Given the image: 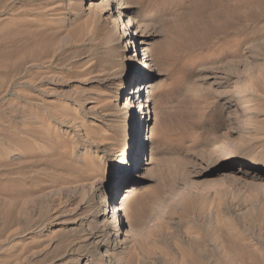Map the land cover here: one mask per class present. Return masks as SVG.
<instances>
[{
    "label": "bare ground",
    "instance_id": "1",
    "mask_svg": "<svg viewBox=\"0 0 264 264\" xmlns=\"http://www.w3.org/2000/svg\"><path fill=\"white\" fill-rule=\"evenodd\" d=\"M130 3L19 0L15 9L21 12L12 15L6 8L9 14L0 20L8 25L0 41L14 32L29 37L17 49L0 48V67L7 64L0 70V90L14 85L25 96L14 113L22 137L12 141L7 155L12 153L15 164L38 153L46 165L35 178L37 191L13 179L7 190L17 202L0 194V208L22 225L19 235L2 240L0 264H33L45 256H52L51 264H194V258L211 261L212 252L216 264H264V173L220 161L239 147L263 143L264 59L257 62L255 53V73L242 81L227 74L225 62L199 69L190 82L217 94L250 93L236 105L220 97L224 136L208 140L206 150L200 147L205 156L197 158L200 178L229 170L224 180L231 189L202 191L188 171L163 181L151 174L156 160L150 149L158 114L153 108L159 75L154 52L161 43L156 31L163 23L139 19ZM51 34L54 45L46 49L43 38ZM85 40L94 41L95 62L74 74L54 70L55 55L74 45L85 49ZM29 63L23 81L10 80ZM250 155L264 166V143ZM143 207L147 217L139 220L136 212Z\"/></svg>",
    "mask_w": 264,
    "mask_h": 264
},
{
    "label": "rangeland",
    "instance_id": "2",
    "mask_svg": "<svg viewBox=\"0 0 264 264\" xmlns=\"http://www.w3.org/2000/svg\"><path fill=\"white\" fill-rule=\"evenodd\" d=\"M130 1L133 2L130 4H132V6L134 5L133 7L137 10V17L139 19L153 21H158L159 19V22L163 23L156 31L161 43L158 45L157 51L154 52V55L156 54L155 71L157 73L159 72V75L156 84H154L156 86H153V108L155 113L158 114L156 119L157 123L155 124L154 130H152L154 133L152 134L153 140L150 145V149L156 160L154 165V167L156 166V169H153L151 174H156L154 176L160 177L165 181L168 177L170 178L172 174L177 175L179 172L182 174L185 173V171H188L186 173L190 174V180H193V182L195 181V184H197L200 189H203L202 191H205L206 188V191H209L208 189H210V192H212L214 189H218V187H220V189H223L224 187L231 189L230 184L225 183L224 180L225 174L230 173L229 170H225L223 174L219 173L210 176L208 178L209 180H203V177L200 178L199 176L202 173V169L197 165L199 160L197 158L205 156V151L203 150L206 149L204 146H206L212 138L216 137L217 134H219L218 136L221 138L224 136L223 134L226 130L225 124H223L225 115L219 106L220 97H226L227 99H230L229 101L232 105H236L240 104V102L246 98H251L250 93L241 89H236V94L230 95L227 91L225 96L224 94H217L210 92L207 89L205 90L204 87H197L196 85L194 87V84L190 85V82L191 84L194 83V79H196L194 77L199 69L207 71L211 68L209 66H212L214 63L218 65L223 64L222 66L227 63V66L224 67H229V71L227 70L226 72L227 74H230V76L233 73L232 76L235 80L238 78L242 81L245 78L243 76L246 75L247 77L251 74L254 75L255 72L253 70H255L254 67L256 68V66L254 64L255 60L253 59H255V53L256 58L258 57L257 59H260L257 62L261 63L260 61L264 59V55H262L264 53L261 54L264 50V0ZM16 3L18 4L19 0H0V17H4L0 18L1 21H4L9 13L15 15L21 12L19 8L17 10L15 9L17 7ZM24 3L27 4L28 2L24 1L21 4ZM6 8L10 9L8 10L9 13ZM183 10H185V12ZM25 11L28 12L30 10ZM32 12L40 13V10H31L30 13ZM7 28L8 25L1 22L0 31H2L3 34ZM54 35L55 34H51L49 37L44 36V46L46 49L52 47L51 45H54ZM26 38L29 37H25L22 32L11 33L10 36L1 39L0 48L4 49L5 47H10L11 49H17L24 43ZM162 41L166 44L163 45ZM85 42L87 43L82 44L87 46L85 49H77L76 46L78 47V45H74L68 50L70 52L66 50V52L60 54L61 56L55 55L58 57L56 58L55 65H53L55 66L54 70L66 71L74 74L79 69V66V72H81L85 66L95 62L97 55H95L91 48L94 41L85 40ZM248 46H250L249 51L246 49ZM88 47L90 51L88 50ZM245 49L247 53H245ZM257 53L259 56L260 54L262 56H257ZM102 55L105 57V54H100V56ZM32 60H34V58ZM36 60H38V58ZM228 60H230V62ZM235 62L236 64H239L236 66ZM233 63L236 68L232 65ZM4 64L5 66L7 65L6 63ZM82 64L84 67H82ZM256 64L258 65V63ZM9 65H11V63L8 64V66ZM32 65L33 64L30 65L29 63L26 67H20L16 71L17 76L10 77V80L15 81L18 77L19 82L23 81L25 74L30 73ZM5 66H1L0 70H3ZM231 66L232 68H230ZM23 68L24 70L22 71ZM26 70L27 72H25ZM236 75L240 76L237 77ZM7 77L5 79L10 81L9 77ZM19 88L21 87L13 85L10 90H0V93L2 92L0 95V153H3L0 155V186H6L5 188L2 187V189L4 188L3 190H1L0 187V194L5 201L10 196L11 198L13 197V191L11 193L9 189L7 190L9 187L8 185L10 184L9 182L13 179L14 181L18 180L19 183L27 184H22L23 188L28 186L32 191H37L35 189H37L38 184L35 178L40 173V169L43 166L46 167V165H43L44 163L37 160L36 155L38 153L35 154L34 157L33 154L32 158L29 157V160L27 159L15 164H13L14 161L11 162L12 153L7 155L8 148H10L12 141L15 140V138L22 137L21 127L18 125L16 115L14 114H18L19 104L24 103L23 101L25 98ZM152 114L153 112L151 111V115ZM257 143L260 144L257 145ZM263 143L262 141H256L254 143H249L250 146L239 147L231 156L228 158L225 157L220 161L222 162L226 160V164L234 166L242 165L244 167H254L261 173H264V166L262 163L252 161L250 158L251 152L259 149ZM200 147H203L204 149L202 148L203 150H201ZM7 159L11 160L8 161ZM49 167L53 168L54 165ZM59 167L55 165V171H65L64 168L62 169V167ZM185 168H189L190 170H186ZM197 168L199 171H197ZM190 172L195 173V175H192ZM221 182L222 184H227L229 187H227V185L220 186L219 184H221ZM48 187L49 188L47 189L50 190L52 186ZM47 189L45 191H47ZM1 196L0 200L2 201L3 198ZM5 196H8V198ZM13 200L17 202L15 197H13ZM144 213H146V215H144ZM10 214L11 212L9 213L8 209L5 210L3 206L0 208V238L2 237L0 239V244L3 242L2 240L7 237L12 238V236L15 237V235L17 236L22 232V225L20 222L13 219V216H11L12 214ZM136 215L139 217V220H143L147 217V212L143 207L142 211L136 212ZM14 223L16 224L15 227ZM207 255L211 261L208 259L194 258L196 259L194 260V264H212V262L216 264L214 253H208ZM50 257L52 256H45L42 261L40 259V262L38 260L34 262L36 264H46L50 261ZM43 260L45 261L43 262ZM23 263L24 262L21 261L17 264ZM259 263L260 262H246V264ZM30 264L32 263L30 262ZM47 264H51V262Z\"/></svg>",
    "mask_w": 264,
    "mask_h": 264
}]
</instances>
